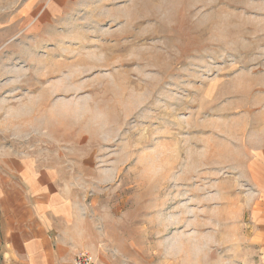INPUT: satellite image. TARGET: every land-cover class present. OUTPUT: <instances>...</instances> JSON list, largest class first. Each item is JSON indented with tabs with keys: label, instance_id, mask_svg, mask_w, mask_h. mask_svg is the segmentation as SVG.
<instances>
[{
	"label": "rangeland",
	"instance_id": "rangeland-1",
	"mask_svg": "<svg viewBox=\"0 0 264 264\" xmlns=\"http://www.w3.org/2000/svg\"><path fill=\"white\" fill-rule=\"evenodd\" d=\"M26 2L0 0V155L57 170L94 264H251L203 196L264 109V0H83L60 37Z\"/></svg>",
	"mask_w": 264,
	"mask_h": 264
},
{
	"label": "crops",
	"instance_id": "crops-1",
	"mask_svg": "<svg viewBox=\"0 0 264 264\" xmlns=\"http://www.w3.org/2000/svg\"><path fill=\"white\" fill-rule=\"evenodd\" d=\"M82 4L83 0H27V28L60 37L55 32L60 22L78 13ZM248 114H243L247 125L234 131L249 135L247 146L227 160L224 177L210 175L211 189L203 194V203L229 214L233 228L246 226L251 264H264V109L258 113L263 120ZM209 151L210 163L219 165L217 150ZM89 250L87 232L57 170L36 156L1 153L0 264H73L78 253Z\"/></svg>",
	"mask_w": 264,
	"mask_h": 264
},
{
	"label": "built area",
	"instance_id": "built-area-1",
	"mask_svg": "<svg viewBox=\"0 0 264 264\" xmlns=\"http://www.w3.org/2000/svg\"><path fill=\"white\" fill-rule=\"evenodd\" d=\"M73 264H94V259L89 252L82 251L76 255Z\"/></svg>",
	"mask_w": 264,
	"mask_h": 264
}]
</instances>
